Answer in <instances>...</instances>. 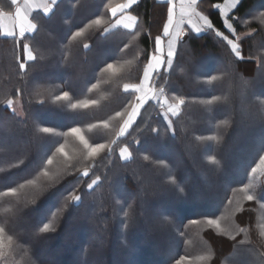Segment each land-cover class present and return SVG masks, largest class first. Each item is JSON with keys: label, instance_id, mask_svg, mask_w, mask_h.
<instances>
[{"label": "trees", "instance_id": "obj_1", "mask_svg": "<svg viewBox=\"0 0 264 264\" xmlns=\"http://www.w3.org/2000/svg\"><path fill=\"white\" fill-rule=\"evenodd\" d=\"M222 1L199 0L212 29L185 28L164 79L155 78L170 99L184 100L180 112L165 118L150 102L113 150L95 157L69 129L78 127L89 143L116 139V113L131 99L124 84L138 82L167 2L137 0L126 13L136 17L132 28L113 27L109 3L122 0H58L52 13L35 11L38 29L24 42L36 60L23 72L19 48L0 31V226L13 237L0 264H177L181 257V264H264V167H257L264 133L245 148L239 176L221 184L234 164L227 149L264 129V79H256L264 73V0H241L228 15L231 30L215 7ZM0 7L13 5L0 0ZM216 32L241 35L242 58ZM108 63L115 72L104 71ZM53 72L57 78L47 81ZM65 91L69 99L57 100ZM9 100L20 103L21 114ZM85 100L95 103L71 106ZM205 191L216 194V205L207 206ZM153 207L162 210L150 223Z\"/></svg>", "mask_w": 264, "mask_h": 264}, {"label": "snow or ice", "instance_id": "obj_2", "mask_svg": "<svg viewBox=\"0 0 264 264\" xmlns=\"http://www.w3.org/2000/svg\"><path fill=\"white\" fill-rule=\"evenodd\" d=\"M239 0H227L225 7H221L219 4H216L215 7L220 11L222 15L226 17L225 27L228 30L232 29V24L228 23V20L231 17L228 16V11L226 9L235 8ZM50 3L53 7L44 5L45 13H52L54 7L57 6V0H50ZM11 4L15 6L14 16L19 20L18 24V33L14 30H7L3 32V35L6 37L13 38L14 46L18 47L20 50V55L17 57L18 68L21 72L26 67V64L36 60V56L33 54V50L28 43L24 42L25 34L33 32L38 29V24L31 22L27 19L26 9L31 6L30 0H24V5L21 7L19 0H11ZM137 4V0H122V2L109 3L108 11L110 12L113 18H116V23L113 27L123 23L124 28H132L135 26L136 17L132 15H125L129 9L133 8ZM176 11H177V2L176 0H168L166 5V13L164 14L165 19L162 23V33L156 35L154 38L153 52L150 55H146L145 61L142 68V74L138 76V82L136 83H126L124 84V91L129 93L131 99L128 100V105L125 107L124 111L117 112L116 116L120 118L122 123L119 125L118 130L115 132L116 139L110 140L107 143H89L88 140L80 134V129L78 127H72L69 129V132L72 135H75L79 138L80 142L84 145V148L87 150V155L89 157H95L98 153L103 150L112 151L113 149L110 145H115L117 141L124 137L132 125L136 122L137 117L140 115L141 109L148 105L150 102L155 100L157 103L164 108L162 115L165 118H168L170 115L174 116L177 114V110L181 105L184 104L182 98H177L175 104H169L167 97H164L161 101V97L164 96V88L160 87L159 83L155 80L156 77H159L160 81L164 79L163 68L165 66H171L173 63L174 50H173V39L180 35L179 26L181 24L187 23L194 29L197 33L212 29V24L209 22V17L204 15L203 12L198 10V0H180L179 2V11L180 19L176 20ZM8 13L0 12V17L6 16ZM193 18L198 22H203L202 26H198L197 23L193 22ZM93 23L99 25L101 24L100 19H96ZM176 29V31H173ZM108 29H105L107 31ZM83 34V29L77 30L71 34V38L75 40L77 37H80ZM216 35L221 37L227 42L230 46L232 53L236 57H241V47L238 43L234 42L232 39H229L227 35L223 32H216ZM164 38H171L168 40V51L165 53L163 49V40ZM85 48L89 45L85 44ZM242 58V57H241ZM104 71H113L116 69L112 63H108ZM96 85H93L95 88ZM159 89L160 95L156 94L155 89ZM57 100H68L69 92L65 91L62 95L56 97ZM13 102L8 101V104L11 105ZM90 103H95V101H78L71 106L76 107H87ZM169 125L171 121L169 120ZM105 127H108L107 122L104 123ZM45 133H51L54 129L45 127L42 129ZM58 152H63V146L57 149ZM128 151V148L120 149V155L123 156L125 152ZM48 163L51 164V158L48 159ZM257 167H264V155L259 157V165ZM253 172L257 171V168H252ZM47 175V173H45ZM84 176H88L89 173L85 171ZM99 177H97V180ZM93 184L96 183V180H93ZM89 188L92 187V184L88 185ZM15 193V189H11V194ZM75 200H79L80 197H74ZM248 200H255L257 197L253 195L247 196ZM195 222V221H193ZM209 224H216V221L213 219L208 220ZM48 225H44V229H47ZM13 237L11 235L6 236L5 227L0 226V257L3 256V249L11 244ZM184 257H181L177 264H181L184 260Z\"/></svg>", "mask_w": 264, "mask_h": 264}, {"label": "rangeland", "instance_id": "obj_3", "mask_svg": "<svg viewBox=\"0 0 264 264\" xmlns=\"http://www.w3.org/2000/svg\"><path fill=\"white\" fill-rule=\"evenodd\" d=\"M19 1H24V0H19ZM42 13H44V14H49V13H45L44 11L42 12ZM125 15H127L126 13H125ZM32 20V22L33 23H36V22H34L33 21V19H31ZM116 23V21L114 22V24ZM113 24V25H114ZM121 25H123V23H121L120 24V26ZM118 27V26H117ZM186 28H189V27H186ZM189 29H191V30H194V29H192V28H189ZM56 33H57V35H60V33H58V31H56V30H54ZM195 31V30H194ZM34 32V31H33ZM196 32V31H195ZM201 32H203V31H201ZM201 32H199V33H201ZM30 33H32V32H30ZM30 33H26V34H30ZM184 34H185V31H184ZM241 35H237V36H233L232 38L231 37H229V39H232L234 42H236V43H238V40L241 38L240 37ZM54 39V38H53ZM52 40V39H51ZM53 43V42H52ZM175 51H176V49H175ZM175 53V52H174ZM101 54L102 55H104L105 54V52H101ZM174 56H175V54H174ZM173 59H174V57H173ZM168 68H170V66H167ZM166 67V68H167ZM59 68H57V70H58ZM56 72H58V71H56ZM57 75H58V73H51V74H49V75H47L46 76V78H47V81H49V82H51L52 80L54 81V79L55 78H57ZM264 73H259V75L257 76V80H261V79H264ZM256 81V80H255ZM155 91H156V94L159 96L160 95V93H159V89L157 88V89H155ZM165 91V90H164ZM250 92V94L252 95L253 94V90L251 91H249ZM164 97H167V100H168V103L169 104H175L176 102H177V100H173V99H170L167 95H166V92H164V96L163 97H161V101H163V99H164ZM250 98V97H249ZM13 103L10 105V107L14 110V111H16L18 114H21V105H20V103H18V101H12ZM151 104H152V106H154V107H156L155 105H157V104H159V103H157L155 100H153L152 102H151ZM147 106V105H146ZM159 106H161L160 104H159ZM162 109L164 110V108L162 107ZM142 110V109H141ZM162 110V113L164 112ZM180 112V107H179V109L177 110V114ZM176 114V115H177ZM176 115H174V116H176ZM171 116V115H170ZM174 116H172L173 118H174ZM34 120H38V118L40 119L41 117H39V116H34ZM200 126L202 127V128H207L209 125L207 124V123H203V122H201L200 123ZM239 128V127H238ZM263 133H264V129L259 133H256V134H254V135H251V137L246 141V143L242 146V147H238V146H236V145H233L232 147H230V148H228L227 149V151H226V153H225V158H226V160H231V161H233V165H232V168L230 169L229 168V170H230V174L228 175V176H226V177H228V179H224V181L221 183L222 184V186L225 184V183H227V182H229V181H231V180H233L235 177H238L239 176V174H240V172H241V170L239 169L240 167L237 165V163L238 162H242L243 160L245 161V160H247L248 158H249V155H245V148L248 146V144H251L252 142H256V141H258V140H260L261 139V137H262V135H263ZM235 136H241V134H240V132H235ZM8 143H9V141H7ZM20 143H24V142H20ZM7 144V143H6ZM6 146H9V145H6ZM44 148L45 147H41V151H43L44 150ZM122 148H125L124 146L122 147ZM121 148V149H122ZM205 149L204 148H202V151H201V153L204 151ZM159 152H161L160 150H158ZM119 153H120V151H119ZM120 157H121V159L122 160H125V159H128L129 157H130V152H129V150L127 151V152H125L124 153V155L123 156H121L120 155ZM180 157V155H175V157H174V159H175V161L178 163L177 165L179 166V168H181V169H186L185 168V165H184V163L181 161V159L179 158ZM195 168H194V166H192V170H194ZM185 171V170H184ZM147 179V178H146ZM147 187H148V189H149V187L150 186H152V181H150V179H147ZM93 185V184H92ZM190 187V189H193V186H189ZM115 192H117L116 190H114ZM207 193V201H208V203H207V206L209 207H212V206H214V205H216V203L218 202V197L216 196V194H214V193H209V192H206L205 191V194ZM209 193V194H208ZM209 207V208H210ZM117 210V209H116ZM162 210V209H161ZM161 210L159 209V207H157V208H151V211L150 212H152V215L150 216V217H146L147 219H149V221H150V223H151V219L152 220H154L155 219V217L156 216H158L160 213H161ZM143 219H140L139 221L140 222H143L142 221ZM169 239H171L172 240V238H169ZM168 239V240H169ZM171 242V241H170ZM175 244V242L173 241V245ZM168 246H170V247H168L166 250H164L165 252H167V251H169V250H171L172 249V244H169ZM47 259H49V260H51L52 262H54V263H57V261L54 259V258H52V257H47ZM95 262V261H94ZM58 264V263H57Z\"/></svg>", "mask_w": 264, "mask_h": 264}, {"label": "crops", "instance_id": "obj_4", "mask_svg": "<svg viewBox=\"0 0 264 264\" xmlns=\"http://www.w3.org/2000/svg\"><path fill=\"white\" fill-rule=\"evenodd\" d=\"M158 1L168 3V0H158ZM240 1L241 0H239V2ZM176 2H177L176 20L179 21V19H180V11H179L180 0H176ZM198 2H199V0H198ZM239 2L237 3V5L239 4ZM30 3H31V6L28 9H26V13H27V19L30 20L31 22H32L31 17H32L33 12H35V11L43 12L44 11L43 10L44 5H48L49 7H53L50 3V0H30ZM226 3H227V0H223L222 2L219 3V5L223 8V7H225ZM20 5H21V7H23L24 1ZM237 5H236V7H237ZM236 7L231 8V9H226L228 11V15L231 12H233V10H236ZM0 12L8 13V15L0 17V31H1V33L3 34V32L7 31V30H14L18 33V31H19V29H18L19 20L17 18H15V16H14L15 6L13 5L12 9H8V10H3L0 7ZM193 22L197 23L198 26H202V24H203V22L196 21L195 18H193ZM117 26H120V25H117ZM121 26L123 27V25H121ZM186 27L191 28V26L188 25L187 23L181 24L179 26L178 30L180 32V35L178 37H176L175 39H173V50L174 51L177 47L178 41L181 38H183L184 31H185ZM173 31H176V29H174ZM169 39H171V38H164V40H163V49H164L165 53L168 51V40Z\"/></svg>", "mask_w": 264, "mask_h": 264}, {"label": "built area", "instance_id": "obj_5", "mask_svg": "<svg viewBox=\"0 0 264 264\" xmlns=\"http://www.w3.org/2000/svg\"><path fill=\"white\" fill-rule=\"evenodd\" d=\"M20 2V1H19Z\"/></svg>", "mask_w": 264, "mask_h": 264}]
</instances>
